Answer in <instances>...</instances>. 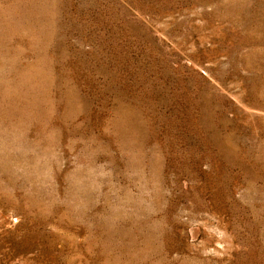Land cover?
I'll list each match as a JSON object with an SVG mask.
<instances>
[{
    "label": "rangeland",
    "instance_id": "obj_1",
    "mask_svg": "<svg viewBox=\"0 0 264 264\" xmlns=\"http://www.w3.org/2000/svg\"><path fill=\"white\" fill-rule=\"evenodd\" d=\"M0 264H264V0H0Z\"/></svg>",
    "mask_w": 264,
    "mask_h": 264
}]
</instances>
